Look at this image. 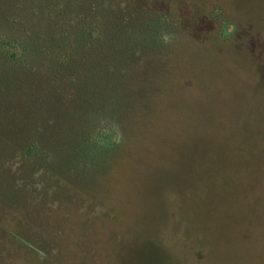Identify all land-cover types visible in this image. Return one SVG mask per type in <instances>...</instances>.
<instances>
[{"label":"rangeland","instance_id":"obj_1","mask_svg":"<svg viewBox=\"0 0 264 264\" xmlns=\"http://www.w3.org/2000/svg\"><path fill=\"white\" fill-rule=\"evenodd\" d=\"M39 1L47 44L0 56V264H264V0Z\"/></svg>","mask_w":264,"mask_h":264},{"label":"trees","instance_id":"obj_2","mask_svg":"<svg viewBox=\"0 0 264 264\" xmlns=\"http://www.w3.org/2000/svg\"><path fill=\"white\" fill-rule=\"evenodd\" d=\"M15 2V1H14ZM44 1L40 0L39 4L36 5V8L42 7ZM31 4H34L33 0H16L15 4H13L15 7V11L17 13L16 16H13V22L17 23L19 26V29L17 30V33L13 28H9L8 30L0 31V56L6 55L7 50H16V52H11L9 53V58L16 60L18 62H23L26 61L27 58L32 55V50L31 48L39 45L40 49L43 47V45L47 44L49 38H44L41 35L42 32H36L35 27L37 26V23L35 22V19L32 18L31 20L28 19V14L26 13V10H34V6ZM48 17L50 15H47ZM44 16H40V18H43ZM51 18L53 16H50ZM93 23L90 24L88 29L84 30L81 34L86 40L88 37H91L95 33V28L93 27ZM41 31H44L43 25L39 27ZM57 32L60 33V30ZM45 34L49 36V33ZM84 40V41H86ZM59 42V40H58ZM62 42V41H60ZM59 47V45H58ZM34 49V48H33ZM18 51V53H17ZM62 60H64V56L59 55ZM123 141V140H122ZM123 142H121L122 144ZM100 145H94L96 150L97 149H102L107 152L115 153L119 151L121 148L120 143L116 144H104V143H99ZM120 148V149H119Z\"/></svg>","mask_w":264,"mask_h":264},{"label":"clouds","instance_id":"obj_3","mask_svg":"<svg viewBox=\"0 0 264 264\" xmlns=\"http://www.w3.org/2000/svg\"><path fill=\"white\" fill-rule=\"evenodd\" d=\"M234 30H235L234 25H232V24L224 25L223 30H222L223 36L224 37L230 36ZM160 38L164 43H167L170 39H172V37L169 34H162ZM120 142H121V136L120 135H118L116 133H111L109 135L108 143L116 144V143H120Z\"/></svg>","mask_w":264,"mask_h":264}]
</instances>
